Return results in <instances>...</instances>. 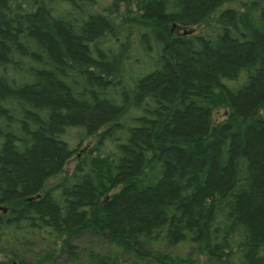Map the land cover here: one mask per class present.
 Here are the masks:
<instances>
[{"label":"trees","instance_id":"1","mask_svg":"<svg viewBox=\"0 0 264 264\" xmlns=\"http://www.w3.org/2000/svg\"><path fill=\"white\" fill-rule=\"evenodd\" d=\"M220 1L183 0L179 6L182 11L176 18L192 20ZM160 12L159 6L154 4L144 14L129 13L123 16L119 28L125 45L114 54L115 70L110 69L111 64L102 65V101L97 105L75 102L66 87L61 89L60 83L50 76L48 78L51 81L47 86H43L42 80L36 85L22 83L14 87L11 85L14 82L12 79L0 78V96L9 94L13 100L19 99L23 104L38 109L50 107L52 110L50 122L43 123L37 132L31 134L33 139H29V144L24 142L23 147L19 148L11 146L8 141L4 145L0 152V193L3 197L11 194L21 197L7 206L6 213L12 215L9 219L22 213L23 220L36 218L37 215L38 220L44 221L46 225L51 222L66 230L81 224L79 231L91 229L102 232L108 229V241L116 253L135 250L133 243L138 236L144 237L152 227L166 223L170 215L171 228L175 231L190 223H197L200 230L198 239L187 251L152 258L158 264H223L224 255L211 250V236L205 223L199 224L204 219V211H215L217 205L213 200L201 204V197L203 193L222 191L229 187L233 181L230 174H233L234 168L243 174H250L251 186L249 194L237 198L238 218L249 226L254 238L264 239V119L254 117L256 107L264 103V10L255 25L250 24L252 22L246 15L239 16L227 10L222 22L237 30L239 19L243 22L248 39L239 43L236 39L224 36L219 38L216 48L204 44L201 50L195 51L179 38L169 41L167 26L163 23L165 28L160 25ZM27 17L32 24V31L42 29L46 32L47 36L38 32L33 34L44 49L51 53L55 64H63L61 51L75 60L88 59L89 51L82 39L92 40L105 26L102 20L93 18L85 25L83 37H77L68 27L54 23L43 12ZM143 21L153 24L164 33L165 52L171 62L162 72L147 77L139 85L138 93L152 92L159 100L166 101L168 107L156 120L147 122V127L135 129L134 126L126 125L133 117L130 115L131 102H126L121 96V90L127 83L123 59L130 48L129 42ZM38 23L41 27H36ZM28 31L31 32L30 29ZM16 35L11 26L0 21V58H5L10 49L18 44ZM160 36L163 39L162 34ZM75 66L78 67L77 64ZM239 67L251 68L257 73L249 76L252 77L250 83H246L240 92L227 96L233 112H228L223 120L225 123L222 122L220 129L213 132L211 140L207 139V109L226 106L228 103L226 96L209 88L218 83L221 76L234 75ZM19 109L21 112L22 108ZM5 111L0 109V116L5 113L7 120L27 130L29 111L21 112L26 118L24 122L14 121L15 117L11 114L13 108ZM90 119L95 126L108 124L109 127L121 128L125 124L126 130L132 133V143L140 152L127 146L119 172L112 178L106 160L88 149L78 156L75 168L76 173L80 172L77 179L81 183L74 187L72 193H69V183L53 196V201L48 198L40 200V196L31 201L24 198L25 194L35 190L44 175L60 164L67 152V145L56 138L58 127L70 123L88 124ZM145 150L153 151V155ZM150 156L151 161L147 160L142 167L145 157ZM153 160L163 166L165 177L157 185L143 188L136 184L138 177L135 174H146ZM114 181L123 183L120 192L102 202V196L109 191V184ZM184 183L196 188L192 198L181 196ZM66 195H71L74 200L65 198ZM92 198L94 201L85 217L79 207L89 203ZM27 214L29 217L25 216ZM7 222L3 220L0 226V241L3 242V249H10L6 254L8 264H24L20 246L30 242L31 235L15 232L8 236L5 231ZM41 239L43 242L38 248L40 257L35 264H44L56 256L54 249H42L48 239ZM89 260L95 264L109 263V258L100 253L92 254Z\"/></svg>","mask_w":264,"mask_h":264},{"label":"rangeland","instance_id":"2","mask_svg":"<svg viewBox=\"0 0 264 264\" xmlns=\"http://www.w3.org/2000/svg\"><path fill=\"white\" fill-rule=\"evenodd\" d=\"M182 2L183 0H0V21L11 26L13 32L17 34L18 42L5 58H0V78L6 77L9 81L12 79L14 82L10 83L14 87L22 83L36 85L42 80L43 86H47V83L51 81L48 78L50 76L60 83L61 89L66 87L71 98L76 100L75 102L94 106L102 101L100 96L104 78L102 65L111 64L110 69L115 70L114 54L122 50V46L125 45L119 23L126 14H144L151 6L157 4L161 10L160 25L167 26L169 41L179 38L191 45L192 50L195 51L201 50L204 44L216 48L215 45L219 38L224 36L236 39L239 43L248 39L242 25L243 22L239 19L237 30L222 22L221 19L226 15L227 10H232L239 16L240 14L246 15L252 22L250 24L254 25L258 23V16L264 10L261 9L264 8V0H222L206 13L192 20H183L176 18L182 11L179 8ZM40 12L46 14L54 23L68 27L77 37H83L85 25L91 19L102 20L105 26L99 34L90 41L82 39V43L89 51L87 52L88 59L75 60L61 51L63 64L56 61L55 64L51 53L44 49L33 34L38 32L47 36L46 32L42 29L32 31V24L27 17L38 15ZM36 27H41L40 23ZM29 29L31 32L28 31ZM239 33L243 36L241 37ZM161 34L164 41L161 39ZM163 35L164 33L156 26L143 21L129 42L130 48L123 59L127 83L121 90V96L126 102H131L129 103L131 105H129L130 115L133 117L126 125L134 126L135 129L147 127V122L156 120L159 114L163 113V109L168 107L166 101L159 100L152 92L138 93L139 85L147 77L153 73L162 72L164 67L171 62L169 55L165 52L166 41ZM256 73L257 70L239 67L234 75L221 76L218 83L211 85L209 89L230 97L229 95H235L245 88V84L251 81L252 77L249 76L251 74L255 76ZM228 97L226 106L218 105L215 109H207L205 134L207 139L211 140L213 132L220 129L228 112L232 111L233 106ZM10 108L14 110L11 113L15 117L14 121L16 119L21 122L26 120L21 113L22 110L29 111L30 117L27 119V130H23L16 122L7 120L5 113L0 116V152L8 141L11 146L22 148L24 142L28 143L33 137L31 134L37 132L43 123L50 122L49 115L52 113L50 107L38 109L35 106L23 104L19 99L18 101L13 100L9 94L0 96V109L5 111ZM18 108H22L21 112ZM254 117L264 119V103L256 107ZM243 120L246 119L243 118ZM89 123H70L58 127L56 138L67 145V152L60 164L44 175L35 190L25 194L24 198L31 201L34 197L40 196V200L48 198L53 201V196L61 192L69 183L71 184L69 193H72L74 187L81 183L80 179H77L80 172L76 173L75 168L78 156L88 149L106 160L112 178L119 172L120 161L126 157L125 148L127 146L129 148L132 146L131 149L140 152V149L132 143V133L126 130L125 124L119 128L109 127L108 124L95 126L91 119ZM21 141L23 143H20ZM146 152L153 155V151ZM145 158L142 167L147 160L151 161V156ZM0 167H2V162ZM135 176L138 177L137 185L149 188L163 180L165 169L159 162L153 160L146 174H135ZM230 178L233 180L232 184L224 190L203 193L201 204L213 200L217 205V210H205L202 214L204 219H201L199 224L205 223L211 236V250L224 255H222L223 264H264V239L254 238L249 226L238 218L236 211L237 198L246 193L249 194L250 174H243L234 168ZM122 186L123 183L116 181L110 183L109 191L102 196V202L117 195ZM182 187V197L192 198L196 193L193 185L189 186L184 183ZM89 193L92 194V191ZM19 198L21 197H14V194L3 197L2 192L0 193V207H6L5 211L0 209V226L6 219L8 222L5 231L8 236L15 232H26L31 235V241L20 246L24 264H35L40 257L38 248L43 242L41 237L48 239L42 249L56 251L54 259L44 264H95L89 260L95 253L108 257V264H158L152 257L161 254L184 253L196 242L200 233L197 223L196 225L190 223L176 231L172 230L170 215L166 223L152 227L144 237L138 236L139 238L133 243L136 246L135 250L130 253H116L108 241V229L102 232L91 229L79 231L81 224L77 228L66 230L51 222L46 225L44 221L38 220L37 215H35L36 218L23 220L22 213L9 219L12 215L6 213L7 206ZM65 198L74 200L71 195H66ZM93 201L94 198L79 207L85 217ZM25 216L29 217V214ZM171 231L173 236H171ZM2 246L3 242L0 241V264H8L6 254L10 249L9 247L3 249Z\"/></svg>","mask_w":264,"mask_h":264},{"label":"water","instance_id":"3","mask_svg":"<svg viewBox=\"0 0 264 264\" xmlns=\"http://www.w3.org/2000/svg\"><path fill=\"white\" fill-rule=\"evenodd\" d=\"M174 28H175V26H174ZM0 209H2L3 211H5L6 210V207H0Z\"/></svg>","mask_w":264,"mask_h":264}]
</instances>
